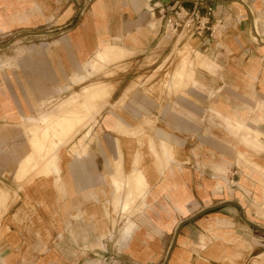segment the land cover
<instances>
[{
    "label": "crops",
    "instance_id": "0c3cea01",
    "mask_svg": "<svg viewBox=\"0 0 264 264\" xmlns=\"http://www.w3.org/2000/svg\"><path fill=\"white\" fill-rule=\"evenodd\" d=\"M179 3L196 2L0 0V33L53 17L0 58V264H163L182 222L167 264H264V230L218 206L264 227V0H199L201 35L165 27ZM106 63L126 68L75 90ZM168 66L175 94L138 84ZM115 210L136 211L119 232Z\"/></svg>",
    "mask_w": 264,
    "mask_h": 264
},
{
    "label": "rangeland",
    "instance_id": "374dc122",
    "mask_svg": "<svg viewBox=\"0 0 264 264\" xmlns=\"http://www.w3.org/2000/svg\"><path fill=\"white\" fill-rule=\"evenodd\" d=\"M5 10L2 8V15H4ZM53 24V17H50L49 21L46 22V24H39L38 26H34L31 28H20V29H14L13 31L7 32V33H0V58H9V57H23L25 56L26 53V42L27 40L32 39L31 34H25L26 31H34V32H43L46 30V28L51 27ZM191 49H188L187 46L182 49L177 51L175 56L173 57L174 60L184 58L185 56L189 55L191 57ZM111 63H106L100 68L98 71L94 72L92 76H90L86 81H84L81 85L78 87H75V90L79 91L80 93L82 92V89L85 85H88L93 82H99V81H104L106 80L107 77H111L115 75L118 71L124 70L126 67L125 66H116L112 67L110 66ZM154 75L151 76L150 78H147L145 83H143V77L138 79L137 82L139 85H142V87L145 89L147 93L150 95H154V90L156 89V92L158 95H166V97H170L171 95L175 94L176 90L182 87L184 83H181L179 87H175L173 83L170 81L172 80L171 78V67L168 66L167 68L164 69L161 77L158 79V82L156 83L157 86H155V82H153ZM105 82V81H104ZM174 86V87H172ZM96 88H101V86H95ZM90 88V87H89ZM88 89V88H87ZM102 92L97 93L96 96L103 95L106 93V88L102 87ZM74 94V89H70L69 91H66L63 96L60 98L56 99L55 101L49 103L46 105V107L43 109L45 112L51 111L56 109V106L64 99H66L68 96ZM82 100V98H79ZM39 116V115H37ZM99 117V114L96 116V118ZM95 121H92L91 125H86L81 128V130L66 144L63 146V149L66 153H69L71 155H75L78 152H76L75 149H78L79 151L83 152V148H85V151L89 147L90 141H94L96 138L95 134ZM29 122L25 120L19 129V137L24 138L26 141H30L31 145H26L24 146V149L26 151V154H28L31 150H33L32 142H31V134L29 131ZM42 128L45 127L44 124H40ZM91 126V130L89 135H87L85 138L83 137L84 134L89 130ZM93 135V136H92ZM80 139L82 141H80ZM39 162V160H38ZM43 162V161H42ZM41 161L39 162L42 163ZM30 175L31 176H36L39 174H44L42 172V167L41 164L36 166V169L28 171L25 175ZM128 190V188H127ZM139 199V198H138ZM137 203V202H136ZM112 213V212H111ZM136 211L132 213H124L121 212V210H115L113 211L111 218L114 217L117 220V232L120 231V229L123 227L125 220L129 217H133Z\"/></svg>",
    "mask_w": 264,
    "mask_h": 264
},
{
    "label": "built area",
    "instance_id": "2783aa9c",
    "mask_svg": "<svg viewBox=\"0 0 264 264\" xmlns=\"http://www.w3.org/2000/svg\"><path fill=\"white\" fill-rule=\"evenodd\" d=\"M193 7H186L179 3L171 10L162 9L165 27L174 31H186L201 35L206 31H213L210 16L213 8L210 6L204 14L200 8L199 0H195Z\"/></svg>",
    "mask_w": 264,
    "mask_h": 264
},
{
    "label": "water",
    "instance_id": "95a60500",
    "mask_svg": "<svg viewBox=\"0 0 264 264\" xmlns=\"http://www.w3.org/2000/svg\"><path fill=\"white\" fill-rule=\"evenodd\" d=\"M229 203L237 204V205L241 208V211H242V217H243V219H244L249 225H251L252 227H254V228H256V229L264 230V227H261L260 225H258V224H256V223L250 221V220L245 216L244 211H243V208H242V206H241L238 202H235V201H229V202H226V203L220 204V205H218V206H222V205L229 204ZM207 210H209V208L203 210L201 213H204V212L207 211ZM201 213H199V214H201ZM183 224H184V222H182V223L179 225V227H178V229H177V231H176V233H175V237H174L173 243H172V245H171V248H170V250H169V253H168V255H167V258H166V260L164 261L163 264H167V263H168V261H169V257H170V253H171V250H172V248H173L174 245H175V242H176V239H177V235H178V233H179L181 227L183 226Z\"/></svg>",
    "mask_w": 264,
    "mask_h": 264
},
{
    "label": "bare ground",
    "instance_id": "6f19581e",
    "mask_svg": "<svg viewBox=\"0 0 264 264\" xmlns=\"http://www.w3.org/2000/svg\"><path fill=\"white\" fill-rule=\"evenodd\" d=\"M103 90H102V87L101 88H96V87H90L86 90V95L87 96H96L97 93H101Z\"/></svg>",
    "mask_w": 264,
    "mask_h": 264
}]
</instances>
